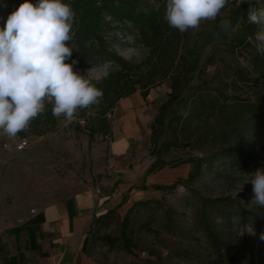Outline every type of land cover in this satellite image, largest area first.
Segmentation results:
<instances>
[{
  "label": "rangeland",
  "instance_id": "rangeland-1",
  "mask_svg": "<svg viewBox=\"0 0 264 264\" xmlns=\"http://www.w3.org/2000/svg\"><path fill=\"white\" fill-rule=\"evenodd\" d=\"M20 1L0 0V9ZM253 1L255 8H264V0ZM207 22H202L200 27ZM105 39L111 51L128 61L141 62L147 57L148 50L129 22H113ZM226 49L224 45L209 49L203 69L192 74L189 86L201 87L204 81L206 85L220 87L232 98L225 105L220 101L213 109L208 106L206 114L193 117L181 134L182 142L175 140L172 132H162L160 124L154 141L152 124L159 107L169 97L171 75L177 74L179 68L175 65L161 83L150 86L147 115L151 137H144L146 131L142 125L143 137L132 142L133 152L156 158L158 148L162 147L161 160L170 167L179 159L211 153L236 138L238 134L227 129L224 122L228 105H243L254 99L256 93L264 91V80L251 71L250 51L233 53ZM115 69L117 66L112 61H105L75 67L74 71L100 81ZM246 72L258 80L242 82L240 78ZM160 77L158 73L156 78ZM234 77L241 82L236 84ZM136 87L141 93L142 86ZM97 109L80 110L71 124L61 119L53 131L41 135L32 134L30 128L15 138L0 135V211L20 212L26 206L40 207L79 190L78 182L100 149L108 152L109 164L114 137L96 133L94 140H102L101 145L87 140L89 119L98 120ZM107 117L112 120V112ZM261 120L264 123V118ZM253 129V135L264 134V126ZM24 139L28 143L22 148ZM260 168H264V163L224 160L212 167L203 165L192 180L187 179L191 164L172 168L173 177L160 183H176L173 189L152 188L144 204L133 208L116 205L108 217L95 222L88 232L86 253L99 264H247L251 255L255 264H259L260 256L264 257V236L255 226L259 218H264V207L252 203L254 194L249 198H241L239 194L253 187L251 183L243 185L245 174ZM243 215L250 216V221H244ZM108 235L118 239L114 246L104 239Z\"/></svg>",
  "mask_w": 264,
  "mask_h": 264
},
{
  "label": "trees",
  "instance_id": "trees-1",
  "mask_svg": "<svg viewBox=\"0 0 264 264\" xmlns=\"http://www.w3.org/2000/svg\"><path fill=\"white\" fill-rule=\"evenodd\" d=\"M23 2L24 0L0 9V28L5 26L8 16ZM32 2L36 3L35 0ZM63 2L69 4L75 12L73 25L75 35L69 42L73 53L71 59L66 62L71 63V60H76L74 68L105 61H112L117 66V69L110 71L100 81L90 79L103 90L101 103L93 107L98 108V120L89 119L90 142L96 133L110 134L107 114L112 112L121 98L135 93L137 84L142 86L141 94L146 98L150 93L151 84L161 83L175 65H179L177 66L179 67L178 73L171 75V91L168 93V99L159 107L155 122L152 124V138L156 141L157 125L160 124L163 125L162 132L170 131L175 140L182 142L181 134L193 117L206 114L208 106L213 109L220 101H223L222 104L225 105V102L232 98L226 95L220 87L206 85L204 81L201 87L189 86L192 74L203 69L207 51L215 46L224 45L226 50L233 53L243 50L250 51L251 71L264 80V56L257 53L254 42L255 32L264 27V24L257 25L249 22V0L229 1L216 20L208 21L195 33H192V30L181 33L168 26L163 19L164 0H159V11L150 10L147 15L139 11L141 5L144 4L142 0H64ZM251 3L252 6L256 5L253 0ZM113 22H129L135 27L140 42L148 50L145 60L131 62L109 49L105 34L111 29ZM250 36L253 37L252 41L249 40ZM244 70V68L240 69L241 72ZM158 73H161L160 78H156ZM240 80L244 83H252L258 79L246 72ZM235 81L236 84L241 82L236 79ZM232 96L234 99L237 98L235 95ZM228 107L224 122L227 129L238 134L236 138L227 146L211 153H201L179 159L170 166L171 168L186 163L191 164L192 169L187 179L192 180L201 171L203 165L212 167L219 161L264 163V134L253 135V128L264 126L261 120L264 118V91H259L254 95V99H248L243 105L231 103ZM51 109L52 105H47L45 113L40 114L31 122L32 134L41 135L55 129L59 120L53 117ZM185 148H190V145ZM162 150V147L158 148L156 158L147 173H155L168 166L161 160ZM175 186L176 183L155 184L152 188L168 191ZM142 188L147 187L142 185ZM251 194H254L253 187H247L239 196L249 198ZM145 202L144 200L138 201L130 208ZM113 210L110 209L98 216L94 223L108 217ZM249 217L243 215L244 221H250ZM127 218L128 213L124 217L123 224H126ZM255 229L262 230V236H264V218L258 219ZM104 239L112 246L118 241L116 237L110 235ZM87 243L86 238L84 251H86ZM259 262V264H264L262 255ZM247 264H255L253 255L248 258Z\"/></svg>",
  "mask_w": 264,
  "mask_h": 264
},
{
  "label": "clouds",
  "instance_id": "clouds-1",
  "mask_svg": "<svg viewBox=\"0 0 264 264\" xmlns=\"http://www.w3.org/2000/svg\"><path fill=\"white\" fill-rule=\"evenodd\" d=\"M229 0H164L163 19L181 33L214 21ZM248 20L264 24V8L251 0ZM159 0H145L139 11H159ZM75 12L63 0H24L0 28V135L15 138L52 105L54 118L71 124L80 110H92L103 90L87 76L74 71L69 42L75 32ZM252 41L253 37H249ZM255 48L264 56V27L254 34ZM252 131V130H251ZM248 133V132H245ZM251 183L252 203L264 207V168L245 174Z\"/></svg>",
  "mask_w": 264,
  "mask_h": 264
},
{
  "label": "crops",
  "instance_id": "crops-1",
  "mask_svg": "<svg viewBox=\"0 0 264 264\" xmlns=\"http://www.w3.org/2000/svg\"><path fill=\"white\" fill-rule=\"evenodd\" d=\"M149 95L136 91L117 102L109 120L112 159L107 164L106 150L94 154L79 190L40 207L0 211V264H99L84 251L95 219L116 205L128 208L145 200L151 186L173 177L170 167L147 173L155 157L131 150L143 137L142 125L144 137H151ZM94 138L91 142L103 144Z\"/></svg>",
  "mask_w": 264,
  "mask_h": 264
},
{
  "label": "built area",
  "instance_id": "built-area-1",
  "mask_svg": "<svg viewBox=\"0 0 264 264\" xmlns=\"http://www.w3.org/2000/svg\"><path fill=\"white\" fill-rule=\"evenodd\" d=\"M28 141L26 139H24L23 141H21L20 146L23 148L27 145Z\"/></svg>",
  "mask_w": 264,
  "mask_h": 264
}]
</instances>
